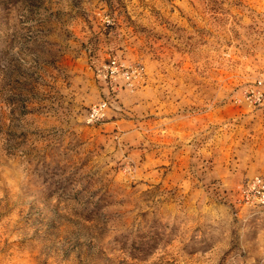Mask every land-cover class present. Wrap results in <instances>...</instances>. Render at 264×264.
<instances>
[{"label":"rangeland","instance_id":"374dc122","mask_svg":"<svg viewBox=\"0 0 264 264\" xmlns=\"http://www.w3.org/2000/svg\"><path fill=\"white\" fill-rule=\"evenodd\" d=\"M263 78L264 0H0V264H264Z\"/></svg>","mask_w":264,"mask_h":264},{"label":"built area","instance_id":"2783aa9c","mask_svg":"<svg viewBox=\"0 0 264 264\" xmlns=\"http://www.w3.org/2000/svg\"><path fill=\"white\" fill-rule=\"evenodd\" d=\"M244 101L249 105L264 104V78L260 79L256 85L246 91ZM108 112V105L102 101L94 105L87 116L88 123H97L103 121ZM246 196L255 197L264 207V180L255 179L245 186Z\"/></svg>","mask_w":264,"mask_h":264}]
</instances>
